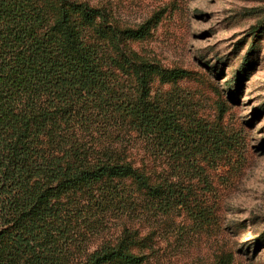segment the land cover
Returning a JSON list of instances; mask_svg holds the SVG:
<instances>
[{"label": "trees", "instance_id": "1", "mask_svg": "<svg viewBox=\"0 0 264 264\" xmlns=\"http://www.w3.org/2000/svg\"><path fill=\"white\" fill-rule=\"evenodd\" d=\"M158 17L0 0V264H151L174 215L204 210L223 115L179 94L198 72L131 50Z\"/></svg>", "mask_w": 264, "mask_h": 264}, {"label": "rangeland", "instance_id": "2", "mask_svg": "<svg viewBox=\"0 0 264 264\" xmlns=\"http://www.w3.org/2000/svg\"><path fill=\"white\" fill-rule=\"evenodd\" d=\"M81 1L106 8L120 26L158 13L151 35L131 50L198 72L178 83L179 94L209 120L223 115L224 149L207 167L213 186L195 179L206 206L174 215L164 254L151 264H264V0Z\"/></svg>", "mask_w": 264, "mask_h": 264}]
</instances>
